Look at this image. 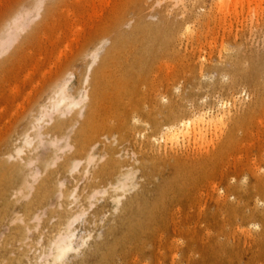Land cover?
<instances>
[{
	"label": "rangeland",
	"instance_id": "1",
	"mask_svg": "<svg viewBox=\"0 0 264 264\" xmlns=\"http://www.w3.org/2000/svg\"><path fill=\"white\" fill-rule=\"evenodd\" d=\"M221 1L0 0V264H264V0Z\"/></svg>",
	"mask_w": 264,
	"mask_h": 264
},
{
	"label": "bare ground",
	"instance_id": "2",
	"mask_svg": "<svg viewBox=\"0 0 264 264\" xmlns=\"http://www.w3.org/2000/svg\"><path fill=\"white\" fill-rule=\"evenodd\" d=\"M232 1V0H231ZM231 1H227L226 2V0H222L221 2H220V6H221V8H224V7H226V6H229L230 4H232V2ZM253 1H256V0H236L235 2H233L235 5H236V10H237V5H242L243 7H244V3L246 2L248 5L249 4H252V2ZM259 2L261 1V0H258ZM106 2V1H105ZM258 2V3H259ZM254 3V2H253ZM244 4V5H243ZM256 4V3H255ZM235 5H233L234 7H235ZM259 5V4H258ZM231 6V5H230ZM220 7H219V10L221 9ZM240 8V7H239ZM153 9V8H152ZM223 10V9H222ZM224 11V10H223ZM229 13V12H228ZM224 14V13H223ZM236 14V13H235ZM229 15V14H228ZM228 15H226V16H228ZM221 21V20H220ZM225 21V20H224ZM225 24V23H224ZM188 25V24H187ZM229 25V24H228ZM187 27V26H186ZM189 28V27H188ZM187 30V29H186ZM189 30V29H188ZM185 31V30H184ZM186 32V31H185ZM185 32H184V34H185ZM191 32H193V31H190V34H191ZM189 33V32H188ZM194 33V32H193ZM189 34V35H190ZM189 35H188V37H189ZM193 35V34H192ZM191 35V38L193 37ZM181 36V35H180ZM187 36V35H186ZM175 37V36H174ZM179 37V36H178ZM186 38V37H185ZM182 39V38H181ZM177 42V41H176ZM199 43V42H198ZM173 45V44H172ZM226 45V44H225ZM210 49V48H209ZM226 51V50H225ZM97 52V51H96ZM213 52V51H212ZM96 55H97V53H96ZM93 56H95V54L93 55ZM97 57V56H96ZM96 57L94 58V59H96ZM129 57V56H128ZM211 57V56H210ZM92 58V59H93ZM94 59L92 60V61H94ZM93 63V62H92ZM204 63V62H203ZM203 65V64H202ZM116 66V65H115ZM190 68V67H189ZM91 69H93V68H91ZM203 69V68H202ZM98 74V73H97ZM105 74V73H104ZM202 75V74H201ZM89 80V79H88ZM97 80V79H96ZM115 80V79H114ZM86 81V80H85ZM85 85V84H84ZM134 85V84H133ZM60 86V85H59ZM104 89V88H103ZM116 89V88H115ZM94 90V89H93ZM100 90V89H99ZM106 91V90H105ZM105 91H103V92H105ZM144 91V90H143ZM85 92H87V91H85ZM89 93V92H88ZM99 93V92H98ZM81 94H82V92H81ZM87 94V93H86ZM156 94V93H155ZM158 95V94H157ZM82 96V95H81ZM84 98H86V96L84 97V96H82L81 97V99L80 100H72L70 97H68L67 95H66V93H65V87H63L62 89H60L58 92H57V94H56V97L54 98V99H52V103H51V110L52 111H57V110H61V107L62 106H65V107H67V108H70V107H76V106H78V105H82V104H80L83 100H84ZM89 98V97H88ZM110 98V97H109ZM156 98V97H155ZM166 100V99H165ZM84 101H86V100H84ZM98 102V101H97ZM223 102V101H222ZM85 103V102H84ZM103 104V103H102ZM127 104V103H126ZM169 105V104H168ZM49 107V106H48ZM108 107V106H107ZM165 107V106H164ZM78 108V107H77ZM219 108V107H218ZM46 109V108H45ZM48 109V108H47ZM46 109V110H47ZM226 109V108H225ZM72 110H73V108H72ZM48 111V110H47ZM67 111V110H66ZM70 111V110H69ZM68 111V113H70ZM224 111V110H223ZM41 112H43V111H41ZM134 112V111H133ZM220 112H221V110H220ZM50 113H51V111H50ZM50 113H48V114H50ZM113 113V112H112ZM65 114V113H64ZM150 114V113H149ZM205 114V113H204ZM214 114V113H213ZM218 114V113H217ZM226 114V113H225ZM58 115V114H57ZM193 115V114H192ZM202 115V114H201ZM47 116H49L50 117V115H47ZM59 116V115H58ZM96 116V115H95ZM94 116V117H95ZM112 116V115H111ZM175 116V115H174ZM194 116V115H193ZM41 117V116H40ZM48 117V118H49ZM218 118H219V120L218 119H215V120H217V121H219V123H221L222 122V120H223V115H221V117H219V116H217ZM45 118H46V116H45ZM51 118V117H50ZM49 118V119H50ZM211 118L212 117H209V116H207V114H205V115H202V116H196V117H193V118H189V119H184V120H181L180 119V121L179 122H175V123H170V125H167V126H165L164 127V129H163V131H162V133H161V141H167L168 143H171V144H173V143H176L177 141H178V139L180 138L181 139V137L184 139V138H193V140H200V139H203V137H204V133H203V129H204V127H206V129H208V128H211L212 127V125H214V124H212L213 122H215V121H213L212 123H211ZM214 118V117H213ZM41 119V118H40ZM39 119V120H40ZM113 119V118H112ZM111 119V120H112ZM140 119V118H139ZM110 120V119H109ZM176 120V119H175ZM226 120H228V119H226ZM41 121V120H40ZM178 121V120H177ZM95 122V121H94ZM174 122V121H173ZM229 122V121H228ZM46 123V122H45ZM93 123V122H92ZM217 123V122H216ZM115 124V123H114ZM122 124V123H121ZM139 124H142V122L140 123L139 122ZM41 125V124H40ZM39 125V126H40ZM155 125V124H154ZM162 126V125H161ZM161 126H159V128L161 127ZM216 126V125H215ZM264 126V125H263ZM262 126V127H263ZM44 127V126H43ZM94 127V126H93ZM102 127V126H101ZM35 128V127H34ZM38 128V127H37ZM156 128V127H155ZM213 128V127H212ZM136 129V128H135ZM219 129V128H218ZM37 130V129H36ZM43 130V129H42ZM133 130V129H132ZM159 130V129H158ZM161 130V129H160ZM39 131V135H41V133H42V131H41V133H40V130H38ZM130 131H131V128H130ZM156 131H157V129H156ZM206 131V130H205ZM214 131V130H213ZM159 132V131H158ZM140 133V132H139ZM150 133V132H149ZM210 133H211V131H210ZM38 135V136H39ZM43 135V134H42ZM41 135V136H42ZM51 135V134H50ZM70 136V135H69ZM219 136V135H218ZM45 137V136H44ZM56 137V136H55ZM159 137V136H158ZM205 137H206V132H205ZM209 137V136H208ZM23 138V137H22ZM39 138V137H38ZM41 138H43V137H41ZM58 138V137H57ZM155 138H156V136H155ZM68 139V138H67ZM69 139H71V138H69ZM182 139V140H183ZM206 139V138H205ZM64 140V139H63ZM85 140V139H84ZM148 140V139H147ZM216 140V139H215ZM219 140V139H218ZM27 141H29V140H27ZM68 142H70V140H67ZM153 141H155V140H152V143H154ZM157 141V140H156ZM155 141V142H156ZM161 141H159V142H161ZM231 141H232V139H231ZM30 142H32L31 140H30ZM35 142V141H34ZM61 143L63 142L62 140L60 141ZM158 142V141H157ZM179 142V141H178ZM182 142V141H181ZM187 142V141H186ZM191 142H192V139H191ZM201 142H202V140H201ZM205 142V141H204ZM203 142V143H204ZM26 143V142H25ZM38 143V142H37ZM53 143V142H52ZM55 143V142H54ZM60 143V144H61ZM184 143V142H183ZM189 143V142H188ZM215 143V142H214ZM220 143V142H219ZM56 144V143H55ZM54 144V145H55ZM159 144V143H158ZM197 144V143H196ZM249 144V143H248ZM166 145V144H165ZM169 145V144H168ZM230 145V144H229ZM250 145V144H249ZM251 145H253V144H251ZM41 146V145H40ZM70 146V145H69ZM69 146H67V148H70ZM171 146V145H170ZM180 146V145H179ZM189 146V145H188ZM207 146V145H206ZM54 147V146H53ZM95 147V146H94ZM168 147V146H167ZM173 147H174V144H173ZM186 147V146H185ZM204 147V146H203ZM243 147V146H242ZM250 147V146H249ZM60 147H58L57 149H59ZM71 148L73 149V147L71 146ZM75 148V147H74ZM179 148V147H178ZM182 148V147H181ZM20 149V148H19ZM84 149V148H83ZM168 149V148H167ZM171 149V148H170ZM75 150V149H74ZM182 150V149H181ZM185 150V149H184ZM186 150H187V148H186ZM67 151V150H66ZM77 151V150H76ZM71 152V151H70ZM17 153L18 154H20L21 153V150H18L17 151ZM170 153V152H169ZM181 153V152H180ZM210 153V152H209ZM176 154H177V151H176ZM174 155V154H173ZM185 155V154H184ZM189 155V154H188ZM203 155V154H202ZM90 156V155H89ZM137 156V155H136ZM178 156V155H177ZM112 159V158H111ZM175 159H176V157H175ZM242 159V158H241ZM15 161H16V159H15ZM89 161H91V160H89ZM209 161V160H208ZM241 161V160H240ZM33 162V161H32ZM76 162V161H75ZM81 162V161H80ZM79 162V163H80ZM56 163V162H55ZM78 163V164H79ZM76 164H77V162H76ZM77 164V165H78ZM81 164V163H80ZM75 165V164H74ZM31 166V165H30ZM55 166H56V164H55ZM74 167H76V165L74 166ZM73 167V168H74ZM103 168H104V165L102 166ZM132 167V166H131ZM135 167V166H134ZM259 167V166H258ZM130 169V168H129ZM260 169V168H259ZM103 170V169H102ZM253 170H255V169H253ZM37 171V170H36ZM87 173V172H86ZM262 173V172H261ZM130 174V173H129ZM35 176V175H34ZM40 176V175H39ZM135 176V175H134ZM133 177V176H132ZM31 178V177H30ZM264 178V177H263ZM36 179H37V175H36ZM41 179V178H40ZM135 179V178H134ZM82 181H84V180H82ZM99 181V180H98ZM125 181H127V180H125ZM37 182H39V180L37 181ZM36 182V183H37ZM128 182H129V180H128ZM131 182V181H130ZM64 183V182H63ZM93 183V182H92ZM133 183V182H132ZM62 184V183H61ZM60 184V185H61ZM127 185V184H126ZM29 186H30V184H29ZM64 186V185H63ZM125 186V185H124ZM26 187V186H25ZM65 188H66V186H64ZM78 187V186H77ZM76 187V188H77ZM125 187H127V186H125ZM33 188H35V187H33ZM115 188H118V187H115ZM122 188H123V186H122ZM129 188H130V186H129ZM128 188V189H129ZM137 188V187H136ZM136 188H135V190H136ZM232 188V187H231ZM30 189H32V188H30ZM75 189V188H74ZM108 189V188H107ZM121 189V188H120ZM33 190H35V189H33ZM116 190V189H115ZM118 190V192H121V191H119V189H117ZM125 190V189H124ZM134 190V191H135ZM95 191H97V194L96 195H98V191H100V190H95ZM114 191V190H113ZM127 191H129V190H127ZM75 192V191H74ZM102 192V191H101ZM118 192L116 193V194H118ZM123 192V191H122ZM132 192V191H131ZM261 192V191H260ZM21 193H22V191H21ZM61 193V192H60ZM104 192H102V195H104L103 194ZM126 193V192H125ZM129 193V192H128ZM213 193H214V191H213ZM215 193H217V192H215ZM233 193H235V192H233ZM233 193H231V194H233ZM258 193V192H257ZM23 194V193H22ZM30 194H32V193H30ZM29 194V195H30ZM63 194V193H62ZM77 194V193H76ZM61 195V194H60ZM73 195V194H72ZM95 195V196H96ZM111 195V194H110ZM125 195V194H124ZM229 195V194H228ZM244 195V194H243ZM242 195V196H243ZM258 195V194H257ZM257 195H256V197H257ZM16 196V195H15ZM14 196V197H15ZM79 196V195H78ZM108 196V195H107ZM117 196V195H116ZM219 196V195H218ZM31 197V196H30ZM29 197V198H30ZM120 197V196H119ZM123 197V196H122ZM126 197V196H125ZM17 198V197H16ZM92 198V197H91ZM90 198V199H91ZM228 197H226L225 199H227ZM253 198V197H252ZM71 199V198H70ZM75 199V198H74ZM73 199V200H74ZM112 199H115V198H112ZM242 199V198H241ZM248 199V198H247ZM60 200H61V198H60ZM92 200H93V198H92ZM118 200V199H117ZM223 200V199H222ZM245 200V199H244ZM29 201V200H28ZM103 201H104V198H103ZM122 201V200H121ZM218 201H220V199H218ZM237 201V200H236ZM239 201V200H238ZM248 201V200H247ZM258 201H260V200H258ZM75 202V201H74ZM77 202V201H76ZM102 202V201H101ZM261 202V201H260ZM122 203V202H121ZM225 203H226V201H225ZM235 203V202H234ZM241 203V202H240ZM258 203V202H257ZM74 204H76V203H74ZM74 204H72V205H74ZM118 204L120 205V202H118ZM224 204V203H223ZM247 204H248V202H247ZM246 204V205H247ZM78 205H79V203H78ZM231 205H232V201H231ZM237 205H238V203H237ZM240 205V204H239ZM75 206V205H74ZM91 206V205H90ZM93 206V205H92ZM91 206V207H92ZM114 206V205H113ZM122 206V205H121ZM264 206V205H263ZM59 207H61V206H59ZM69 207H71V206H69ZM83 207V209H84V206H82ZM237 207V206H236ZM235 207V208H236ZM240 207V206H239ZM246 207V206H245ZM250 207V206H249ZM63 208V207H62ZM234 208V207H233ZM71 210H72V208H70ZM77 209H78V206H77ZM91 209V208H90ZM109 209V208H108ZM107 209V210H108ZM204 209V208H203ZM238 209V208H237ZM237 209H236V212H237ZM260 209V208H259ZM63 210V209H62ZM227 210V209H226ZM239 210V209H238ZM41 211V210H40ZM90 211V210H89ZM89 211L87 212V213H89ZM233 211H234V209H233ZM241 211V210H240ZM46 212V211H45ZM45 212H43V214L45 215ZM84 212V211H83ZM244 212V211H243ZM47 213V212H46ZM238 214V213H237ZM245 214H246V211H245ZM43 215V216H44ZM82 215H83V213H82ZM87 215V214H86ZM233 215V214H232ZM37 216V215H36ZM38 216H39V214H38ZM43 216H42V218H43ZM46 216V215H45ZM44 216V217H45ZM79 216V215H78ZM237 216V215H236ZM235 216V217H236ZM240 216V215H239ZM47 217V216H46ZM82 217V216H81ZM107 217V216H106ZM39 218V217H38ZM83 218V217H82ZM81 218V219H82ZM103 218V217H102ZM74 218H72L71 220H73ZM76 219V218H75ZM74 219V220H75ZM242 219H243V217H242ZM70 220V221H71ZM21 221V220H20ZM244 221V220H243ZM16 222V221H15ZM14 222V223H15ZM22 222V221H21ZM75 222H76V220H75ZM39 223V222H38ZM77 223V222H76ZM243 223V222H242ZM241 223V224H242ZM70 224V223H69ZM72 224V223H71ZM94 224V223H93ZM39 225V224H38ZM41 225V224H40ZM240 225V224H239ZM55 226V225H54ZM67 226H69V225H67ZM72 226V225H71ZM76 226V225H75ZM75 226H74V228H75ZM95 226H96V224H95ZM94 226V227H95ZM244 227V226H243ZM243 227H242V229H243ZM28 229H29V227H27ZM38 228V227H37ZM65 227H63V229H64ZM238 228V227H237ZM245 228V227H244ZM251 229V228H250ZM256 229V228H255ZM37 230V229H36ZM39 230V229H38ZM37 230V231H38ZM69 230H71V229H68V232H66L65 233V231H63V232H61V233H65V234H63V235H59V236H57L58 238L56 239L57 241L56 242H52V243H55L54 244V246H55V255H54V260L55 261H60L62 258H64V256L68 253L69 254V252L70 251H72L73 250V246H72V240H73V238H74V233H73V231H69ZM240 230V229H239ZM47 231V230H46ZM77 231V230H76ZM242 231V230H241ZM257 231V230H256ZM8 232H9V230H8ZM251 232V231H250ZM32 233V232H31ZM30 233V231H29V234H31ZM38 233V232H37ZM76 233V232H75ZM5 234V233H4ZM45 234V233H44ZM247 235V234H246ZM250 235V234H249ZM30 236V235H29ZM44 236V235H43ZM43 236H42V239H43ZM253 237V236H252ZM254 237H256V236H254ZM28 239H29V237H28ZM42 239H41V242H42ZM251 239V238H250ZM260 239V238H259ZM86 240L87 239H85V242H86ZM27 241H29V240H27ZM51 241V240H50ZM83 241V240H82ZM262 242V241H261ZM27 243V242H26ZM83 243H84V241H83ZM257 243V242H256ZM264 243V242H263ZM41 244V243H40ZM42 244H43V242H42ZM258 244H260V242L258 243ZM2 245V244H1ZM0 245V246H1ZM53 245V244H52ZM31 246V245H30ZM76 246V245H75ZM84 246V245H83ZM29 247V246H28ZM33 247V246H32ZM45 247V246H44ZM39 248V247H38ZM54 248V247H53ZM79 248V247H78ZM22 249V248H21ZM75 251V250H74ZM77 251V250H76ZM75 251V252H76ZM73 252H71V254H72ZM32 254V253H31ZM37 254H39L40 255V251H38V253ZM49 254H50V251H49ZM52 254H50V256H51ZM43 256H46V255H43ZM69 256V255H68ZM42 258V257H41ZM52 259V258H51ZM66 259V258H65ZM64 259V260H65ZM43 260V259H42ZM34 261H36V260H34ZM41 261V260H40ZM63 261V260H62ZM30 262V261H29ZM41 262H43V261H41ZM48 262V260L46 261V263ZM13 263V262H12ZM44 263V262H43ZM62 263V262H61ZM39 264H40V262H39ZM45 264V263H44ZM47 264H50V263H47ZM56 264V263H55Z\"/></svg>",
	"mask_w": 264,
	"mask_h": 264
}]
</instances>
